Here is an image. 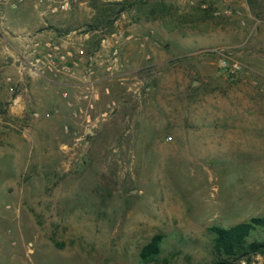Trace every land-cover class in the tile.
Here are the masks:
<instances>
[{"label":"rangeland","instance_id":"obj_1","mask_svg":"<svg viewBox=\"0 0 264 264\" xmlns=\"http://www.w3.org/2000/svg\"><path fill=\"white\" fill-rule=\"evenodd\" d=\"M263 215L264 0H0V264H213Z\"/></svg>","mask_w":264,"mask_h":264},{"label":"trees","instance_id":"obj_2","mask_svg":"<svg viewBox=\"0 0 264 264\" xmlns=\"http://www.w3.org/2000/svg\"><path fill=\"white\" fill-rule=\"evenodd\" d=\"M259 227H264V215L254 216L230 227L212 226L215 249L220 256L213 264H242L244 259L246 264H252L253 256L264 255V239L249 240ZM161 242L162 236L155 235L143 246L141 257L145 260L153 259L160 253Z\"/></svg>","mask_w":264,"mask_h":264},{"label":"built area","instance_id":"obj_3","mask_svg":"<svg viewBox=\"0 0 264 264\" xmlns=\"http://www.w3.org/2000/svg\"><path fill=\"white\" fill-rule=\"evenodd\" d=\"M27 41H25V52L27 54H34L35 55V60L34 62L28 61L27 60V55H24V59L26 61V63L29 65L31 69H35L37 72L41 71V68H43L44 66H48L49 68H54L55 64H56V59L53 56L52 52L47 53H42L38 51V46H41V43L38 42L37 38L34 37H26ZM43 44V43H42ZM53 44L50 41L45 42L44 46L47 47H51ZM59 46L54 45L53 48H58ZM79 53L83 54L84 53V49H80ZM32 65H34L35 67H33ZM221 68L223 70L224 73L227 74H237L240 72V70L242 69V65L239 61L235 60V59H231L230 57L223 55L222 59H221Z\"/></svg>","mask_w":264,"mask_h":264},{"label":"crops","instance_id":"obj_4","mask_svg":"<svg viewBox=\"0 0 264 264\" xmlns=\"http://www.w3.org/2000/svg\"><path fill=\"white\" fill-rule=\"evenodd\" d=\"M55 1H53V3H54ZM28 3V2H27ZM27 3H25V5L27 4ZM28 5H29V3H28ZM60 7H62V9H66V8H68V2H64L63 4H61L60 6H59V4H55L54 3V6H52V8H51V10L52 11H58L59 9H60ZM62 9H60V10H62ZM48 15H50V14H48ZM54 14H51L49 17H53L52 19L55 21H57V25L58 26H60L61 27V25H66L67 23L66 22H61V21H59V20H57V19H55L54 18V16H53ZM45 19H43L42 20V22H39L38 24H36L35 25V28L34 27H32V28H30V26H28V25H25V26H23V28H21L20 30H15L14 28H12V26L9 28V32H11V33H13V32H15V31H19V32H22L23 33V35L22 36H20L19 37V40L21 41V42H24V40L25 41H27V39H26V37L28 38V37H34V38H37L38 36H39V32H37V33H35V30H37L39 27H44L46 24H47V22H46V20L44 21ZM52 20V21H53ZM18 32V33H19ZM11 33H9V34H11ZM35 33V34H34ZM39 38V37H38Z\"/></svg>","mask_w":264,"mask_h":264},{"label":"water","instance_id":"obj_5","mask_svg":"<svg viewBox=\"0 0 264 264\" xmlns=\"http://www.w3.org/2000/svg\"><path fill=\"white\" fill-rule=\"evenodd\" d=\"M197 83H198V81H197V80H195V81H194V84H197Z\"/></svg>","mask_w":264,"mask_h":264}]
</instances>
